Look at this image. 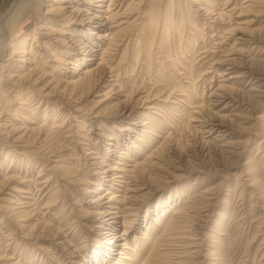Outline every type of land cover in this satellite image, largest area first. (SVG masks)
Segmentation results:
<instances>
[{
	"label": "rangeland",
	"instance_id": "1",
	"mask_svg": "<svg viewBox=\"0 0 264 264\" xmlns=\"http://www.w3.org/2000/svg\"><path fill=\"white\" fill-rule=\"evenodd\" d=\"M22 1L26 4L25 9L16 21L17 27L11 37L18 41L26 36L28 46L34 29L44 21L46 5L50 1L0 0V29L11 7ZM231 1L237 3L235 10H244L248 3V0ZM231 1L225 8L222 1L220 3L218 0H122L120 12L130 5L138 7L137 10H132V15H126L128 21L139 15L147 16V11L150 10L148 6L151 4H161L162 12L166 9L167 15L172 18L176 32L172 33L170 27L166 30L168 25L165 24L164 30L162 29L163 46L154 43L148 49L149 53L145 51V55L143 34L139 29L140 21H146L145 16L126 26L115 41L99 42L100 48L108 47L105 56L107 66L102 65V68L105 66L104 77L90 93L69 101L66 97L55 95L51 98L52 103H46V98L43 97L38 106L41 96L35 92L25 96L36 97L35 100L29 98L27 105L22 106L30 110L37 106L33 110L38 115L35 120L37 125L42 124L43 130L47 131V145L53 151L50 153L47 148L49 153L45 158H41V153L20 155L13 146L8 147L7 153L6 150L0 151V264H88V261H94V248L103 243L97 238L98 231L87 228L91 217L89 221L81 218L85 217L83 212L92 209L94 204L91 201L103 194L107 185H101L94 193H84L82 188L85 185H70L68 180L71 175L80 172L85 180L94 177L95 181L96 175L92 173L117 162L119 151L126 149L129 150L124 159L126 167L140 162L135 170L133 168V177L129 174L126 181L133 191L129 192L128 186V189H124V183L119 186L118 181L116 184L119 185H113L111 190L117 191V195L122 193L120 191H126L128 196L137 195L135 200L130 199L128 207L124 205L123 208V215L128 220L125 233L129 245L138 250V240L135 239L148 232L147 225L152 222L154 215L160 217L159 211V214L154 212L156 207L166 209L165 214L162 212L164 219L176 208L180 212L177 216L175 214L177 221L166 235L162 229L164 219L156 230L149 232V241L156 242L145 243L135 264H140L146 256H150L149 264H264V80L260 81L262 87L259 91L251 92L243 91H248L257 84L255 78L239 79L242 82L230 80L228 84L233 85L234 91L229 88L230 93L227 88L226 93L233 98L234 105L230 103L226 108H223V102L216 107L213 105L215 97L212 93L217 89L215 86L228 77L219 76L215 69L218 68V63L215 61L232 53L229 49L233 40H227L228 45L225 44L227 42L222 43L218 37L220 35L216 36V31H213V24L217 23L209 19L217 18L220 10L229 9L233 5ZM106 4L107 2L101 8H105ZM261 6L264 10V2ZM237 13L238 11L232 16L234 20L231 23L237 22ZM246 13L247 11L238 16L241 17L238 21L252 16ZM253 26L264 32V11L252 22L251 27ZM262 31L256 32L262 34ZM2 32L3 30L0 31V36ZM88 36L96 37L95 34H85L83 40L87 42ZM252 46L248 44L244 47L241 53L243 60L238 65L249 67L251 75L263 73L264 76V44L261 48ZM97 47L93 45L94 49ZM6 57L4 54L3 59ZM260 58L263 63H260L261 66L256 63L257 60L261 62ZM83 66L81 64L78 69H73L72 65H63L61 73L53 70L50 74L65 81L76 77ZM97 75L95 73V79L93 76L91 80L95 81ZM143 97L145 102H141ZM101 98H105L104 102L95 104ZM125 105L129 108L136 107V112H132L127 118L119 114ZM151 105L155 107L151 108L152 118L142 116L144 107ZM214 110L225 114L218 120L221 130L225 129V132L216 130L209 133L205 131L204 124H201ZM20 112V115H15L17 118L12 123L26 126L27 122L23 118L31 115L22 108ZM135 115L139 117L137 124H131L132 131L125 136L127 130L122 129L134 121ZM52 122L60 127H52ZM144 124L152 127L151 133L146 135L149 137L148 143L143 142V138L142 141L135 139L141 134ZM23 131L19 129L16 135ZM110 132L114 134L111 135ZM107 135L112 136V139H106ZM88 141L94 151L90 157H96L99 164H88L93 160L85 155L89 151L86 149L90 147L86 145ZM115 141L118 149L109 152L108 160L104 153L109 148L108 143L115 144ZM134 141L139 148L132 147ZM70 153V159L59 162L58 159H67ZM146 158L149 159L145 161ZM52 164H58V167L52 168L53 171ZM7 176H12L13 179L5 180ZM47 177H50L49 185L40 190L38 187L32 188V199H25L26 202L30 201L20 204L22 207L28 206L29 211L32 210L30 218L23 221V216L20 218L19 214L17 216L7 212L4 206L16 194L13 189L19 186L17 181L20 178L35 183ZM78 186L82 188L79 189ZM139 188L141 189L138 190ZM207 189L211 191L205 193ZM25 217L26 215L23 218ZM23 223L26 228L21 227ZM123 228L119 225L116 234L122 233ZM184 236L193 240L196 238L194 241L197 245L186 248ZM56 237L62 239V244L56 242L60 240ZM118 250L119 246L111 251L108 264H114L118 259V262L126 260L121 258L122 254H117Z\"/></svg>",
	"mask_w": 264,
	"mask_h": 264
},
{
	"label": "bare ground",
	"instance_id": "2",
	"mask_svg": "<svg viewBox=\"0 0 264 264\" xmlns=\"http://www.w3.org/2000/svg\"><path fill=\"white\" fill-rule=\"evenodd\" d=\"M28 1L29 2L30 1L39 2L40 0H28ZM49 1H50V3H48L46 5L47 9H46V12L44 14L45 15L44 19H43L44 21L41 22L42 24H40L39 27H36V29H34L33 37L31 39L32 41L29 43L28 46H27V37L26 36L21 37L18 41L17 40L14 41L11 37L13 32L16 30V27H17L16 21L19 19L21 13L25 9L26 4H24L23 1L20 3L16 2L11 7L7 17L4 18V20H3L4 24L0 29V31L3 30V32L1 33V36H0V60H1L0 61V151L6 150V153H7L8 147L13 146V147H16L15 150L20 155L26 156V155L31 154V153L34 155H38L39 153H41V155H40L41 158H45L44 156L48 152L47 151L48 139H47V135H46L47 131L43 130L42 124L37 125V122L35 119L37 118L38 115L33 110L36 109L38 104L41 101H43L42 99H44V98H46V103H49V102L52 103L53 99H51V98L55 95L60 96L61 98L66 97V99L69 101L71 98H79V97H82L86 93L87 94L90 93V91L104 77L105 66H104V68H102V65H104L106 62L105 56H106V52H107L108 47L106 46L103 49L100 48V45H101L100 41L107 40L110 43L115 41L117 36L119 35V33L123 29H125L126 26H128L130 23L135 22L139 19L141 20V18H145V16H146L145 14L139 15L138 18H134L131 21H128V18H126V15L131 14V12H133L132 10L133 9L137 10L138 7H135L134 5L133 6L130 5L131 8L126 7V8H124L125 10L120 12L121 9L119 8V6H120L122 0H49ZM218 1L219 2L222 1V5L226 6L225 8H227L230 5L229 3L231 0H218ZM105 2H107V4L104 5L105 8H101V7H103V4ZM247 2L248 3L244 6L245 7L244 10H242V9L235 10L236 9L235 6L237 3H236V1H234V2H232L233 5H231V7L229 9L220 10L217 13V16H218L217 18H215V19L210 18L209 19V20H212V22L217 23V24H213L214 25L213 31H216V34H215L216 36L220 35L218 37L222 43L227 42V40H233V42L231 44V48L229 49V52H232V53L230 55L228 54L229 56H224V58L222 57V58H219L217 61H215L216 64L218 63L217 64L218 68H215V69L219 73V76L220 77L221 76L222 77L228 76V77L223 78L222 82L217 87L215 86V89L217 88L216 92L212 93V95L215 97L214 102H213L214 107L220 105L219 104L220 102L224 103L225 107H223V108L229 107L230 103L232 105H234L235 102H234L233 98L227 94L228 92L226 93L227 88L228 89L230 88V89H232L231 91H234L233 85L228 84L229 82H231L230 80L238 81L239 79L244 80L247 77H250L251 79L255 78V81L257 82V84L254 85L251 89H248V91L246 90L243 92H251L254 90L259 91V89L262 87V83L260 81L264 80L263 73L251 75L249 67L238 65L243 60V54H241V53L243 52V49L245 46H248V44H249V45H253L254 48H258V47L261 48L262 44H264V32L262 31V29L261 28L259 29V28L254 27V26L251 27L252 22L256 21V18L258 16H261V14L264 11L261 8L262 7L261 4H263L264 0H248ZM205 3H208V2L205 1ZM205 3H202V4H205ZM156 4H154V5L151 4L150 6H148L150 8V10L147 11L146 21L145 22L140 21L141 25L139 26V29L141 30V32L143 34L142 37H143V40L145 43V49H144L145 55H146L145 51L147 53H149V50H150L149 48H151L154 43L155 44L159 43L161 46H163V43H164L163 42V38H164L163 35L164 34H162V29L164 30L165 24L168 25L166 30H168V28L170 27V29H171L170 31L172 33L176 32L175 31L176 27L174 25V22L172 21V18L167 15V10L165 9L164 12H162L161 4H157V5ZM213 6H214V4H213ZM258 7H260V8H258ZM202 8L204 10V6ZM222 9H224V7H222ZM128 10H130V11H128ZM236 11H238V13L235 15V17L237 18V22L231 23L232 20H234L232 16H234ZM245 11H247L246 14H251L252 18L251 17L249 18V16H248L245 20L238 21V19H241V17H238V16H241L243 13H245ZM154 16H156V19H154ZM254 17H255V19H254ZM226 18H227V21H225ZM205 19H207V18H205ZM204 25H206V24H204ZM256 31H259V32L262 31L263 33L259 34ZM85 34H88V35L95 34L96 37L91 38V36H88L89 40L87 39V42H86L82 38L83 36H85ZM178 41H180V40H178ZM88 43H90L89 46L87 45ZM225 44L228 45V42ZM93 45L94 46L96 45L98 47L96 49H94ZM86 46H88V47H86ZM7 50H8V52H7ZM4 54H6L7 57L3 59ZM147 57H148V55H147ZM260 60H261V58H260ZM256 63L258 65H260V63H262V60H261V62H259L257 60ZM81 64H83L84 66L80 69V72H78V75L76 77L69 78L65 81L57 79V78H55V75L50 74V71H53V70H57L59 73H61L62 72L61 69L63 68V65H65V67H67L68 65H72V66H74V68L72 67L73 69H78L77 67H79V65H81ZM262 65H263V63H262ZM99 67H101V68H99ZM237 67L239 69H236ZM100 69H102V70H100ZM4 71H6V72H4ZM95 73L96 74L98 73V75H97L98 77L95 81H93V79L91 80V78L94 76V79H95V77H96ZM257 75H261V76L257 77ZM239 81H241V80H239ZM39 85H41V86H39ZM59 88H61V89H59ZM230 89H229V91H230ZM231 91H230V93H232ZM31 92L37 93L39 96H41V98L38 100L37 106H33L32 109L30 110V108H28V107H26V109H25V107L22 105H27V100H30L31 98H33L34 100L36 99L35 96L30 97L28 95L27 97H25L27 94H29ZM144 98L145 97L142 98L141 102H145ZM104 100H105V98L104 99L101 98L98 101H96L95 104H102L104 102ZM154 106H155V104H154ZM156 106H158V105H156ZM198 107L199 106L197 105V108ZM21 108L23 110L27 111V113L28 112L30 113L31 117L28 115L29 118H27V117L23 118L27 122L26 124L30 125V126H27V125L26 126H21V125L16 126L14 123H12V120H15L17 118L15 115H18V114L20 115ZM75 108H76V106H75ZM135 108L136 107H134V108L130 107L129 108L125 105L120 109L119 114L122 116H126L124 118H127V116L129 117V115H132V112H136ZM137 108H139V107H137ZM144 108H145L144 112L142 113L144 115H142V116H144V117L146 116V118H149V119L152 118V115L150 113V112H152L151 108L155 109V107H153V105H151L149 107H144ZM221 109H222V107H221ZM88 114H90V113H88ZM209 115L210 114H208V116ZM224 115L221 114L219 111L214 110V112L211 113V115L208 117V119L202 120L201 124H204V127L206 128L205 131L209 132V133L211 131L215 132L216 130H218V132L219 131L225 132V129L221 130V123H219V121H218L219 119L224 117ZM45 116H46V114H45ZM135 117H136V115H135ZM138 118L139 117L134 118V121H132L131 123L129 122L127 124V126L124 127V129H122L125 131L127 130L125 136L128 135L129 131H132V128L130 127V125L132 124L135 126L137 124ZM63 120L65 121V117L63 118ZM193 120H195V119H193ZM206 121H207V123H206ZM63 122H61L60 124H63ZM150 122H151V120H150ZM55 123L56 122H52V124H53L52 127L59 126L57 123L56 124ZM34 124H36V125H34ZM152 124H153V122H152ZM18 128L20 130H24L23 133L20 135H16L17 132H19ZM151 128L152 127L150 125L143 126L142 130H140L141 134L138 135V137H136L135 139L137 141H142V138H143V142L148 143L149 137L146 135H147V133L148 134L151 133ZM200 130H202V129H200ZM49 131L50 130H48V133H49ZM49 134L51 135V132ZM110 134L113 135L114 133L110 132ZM50 135H48V136H50ZM108 135L106 136L107 137L106 139H112V136H108ZM221 135H223V133H221ZM121 136L123 138V134H121ZM50 138H52V136H50ZM52 139H50V140H52ZM90 141H91V139H90ZM147 143H146V145H147ZM90 144H91L90 142L86 144L90 147L86 149L89 151L87 153H85V155L89 156V157L92 153H94V151L91 150V149H93V147ZM108 144H109V146H108L109 148L107 149L108 153L107 152L104 153V156L109 160V158H110L109 152L117 151L116 149H118L117 148L118 143L115 141V144H113L111 142ZM131 145H132V147L139 148V146L135 143V141ZM223 145H224V143H223ZM226 145H228V144H226ZM31 146H32V149H30ZM127 148H129V147L127 146ZM48 149H49L50 153L53 151L52 147H50ZM62 150H63V148H62ZM221 150H223V149H221ZM121 151L122 152L119 151L120 154H119L117 162L114 161L116 163H114V162H113V164L110 163L105 168L96 169V171L92 173V175H96L95 181L93 180L94 177H92L89 180H85V176L81 177L80 172L79 173L77 172L76 175H71L72 177L68 180V184H70V185H75V184H79V183L85 185L83 188L78 186L79 189L82 188L84 190V193H94L99 188H101V185H103V184L107 185V188L105 189L104 193L97 195V197H95L91 201V203L94 204L92 209L83 212L85 217L81 218V219H86L89 221L90 217H91L92 220L89 221L90 225H88L87 228H92V229H95V231H98V233L96 234L97 238L99 240H102L101 242L103 243V245L99 244L98 246H95L94 252H93L95 254L94 261L90 260V261H88V264H108L109 263V256L111 255V251L115 250V247H117V246H119V250H118L117 254H122L121 258L122 259L124 258L126 260L118 262V260H120V259H118L115 261L114 264H135L138 255L140 256V254L142 253V250L145 248V246H144L145 243L147 244L148 242L149 243L150 242H152V243L156 242V240L149 241L150 240L149 232L156 230V228L159 226V223L162 222L163 219L165 218V217L163 218L162 212H164V214H165L166 209L164 207L161 208L160 206L156 207V209H154V212L157 211V214H159L158 213V211H159L160 217H158L159 215H157V216L154 215L153 218L151 219L152 222H150L147 225V227L149 229L148 232L142 233L141 238L135 239L136 241L138 240L137 241V244H139L138 250H134L133 247H131L129 245L128 236H127V233H125L128 220L126 221V218L124 217L125 214L123 215V212L125 211L123 208H125L124 205L127 206L130 199L135 200L137 195L128 196V195H126V191L125 192L120 191L122 193L117 195V191H114L111 189L113 188V185L118 186L120 184L119 186H122L121 184L124 183V185H125L124 189H128V187H129V189H128L129 192L133 191L130 188L131 186H128V182H126V181L129 177L128 176L129 174L131 175V178L133 177V172H134L133 168L135 170V168L138 165H140V162H138V163L136 162L135 165L134 164L128 165L129 167H126L127 165H126V162L124 161V159H126V157L128 156L127 152L129 150L126 149V150H121ZM54 155H56V154H54ZM70 158H71V153L68 154L67 159H58V160L60 162L63 160L64 161L68 160ZM90 159H93V160H91V162L88 164H90V165L99 164V162H96V157L91 156ZM148 159L149 158H146L144 160L146 161ZM4 160H6V159H4ZM58 160H56V162H58ZM87 161L89 162V160H87ZM0 167H1V165H0ZM54 167L55 168L58 167V164H54L51 167V170ZM47 169H49V168H47ZM37 176H40V174H38ZM109 176H111V177L109 178ZM239 178H240V176H239ZM12 179H13L12 176H9V177L7 176L5 178V180H9V181H11ZM49 179H50V177H47V178H43L39 182L32 183V181H30L28 179L20 178L17 181V184L19 186H15V188L13 189V190H15L14 192H16V194L13 195V198L11 200L6 201V203H8V204H5L6 206H4V208H6L8 210L7 212H9L10 214H14L17 216L20 215L19 216L20 218H21V216L24 217L26 215V217H25L26 219L23 217H22V219H23V221L27 220L28 218H30L29 214L32 213V210L29 211L28 206L25 207L23 205V207H22L20 204L27 203L28 201H30L32 199V195H34V194H32V192H33L32 188H35V189L39 188L38 190H40V189H44V187L49 185V183H50ZM37 180H39V179H37ZM116 181H118L119 184H116ZM27 182H31V183L28 184ZM56 189H58V187ZM140 189L141 188H139L138 190H140ZM209 190L210 189H207L204 192L209 193ZM22 194L23 195L25 194V196L26 195H29V196L23 197ZM30 195H31V198H30ZM21 199H23V200H21ZM25 199H30V200H28L26 202ZM14 202H16V203H14ZM116 203H117V206L115 207L114 204H116ZM118 204L120 206H118ZM16 205H19V206H16ZM43 208H45V207H43ZM158 208H159V210H158ZM34 210H35V208L33 209V211ZM84 210H86V209H84ZM171 211H172V209H171ZM178 211L179 210L177 208L174 209L172 211V214L168 215V217L166 219H164V223L162 226L163 232H165L164 235H166V232L171 230L172 227L175 225V221H177V220H175V214L177 216L178 213H180ZM79 218H80V216H79ZM18 220H19V218H18ZM78 224H81V222ZM119 225H121L124 228H123L122 233L116 234L117 233L116 231H117ZM21 227L26 228L25 224L21 225ZM199 227H200V225H198V227H197L198 230H199ZM99 230H101V231H99ZM34 231H36V230H34ZM163 232L161 233L162 235H163ZM37 233L39 234V231ZM167 236L169 237L170 235H167ZM159 238H160V235H159L158 239ZM164 238H166V237L164 236ZM172 238H174V237H172ZM181 238H183V237H181ZM184 238L185 239H183V242H184L186 248H189L190 247L189 245H192V247L197 245L194 241L196 238H194V240H193V238H190L188 236H184ZM56 239H60L59 241H56V242L62 244L61 238L56 237ZM98 239H97V241H98ZM119 241H122V242H119ZM136 241H135V245H137ZM173 242H175V241H173ZM179 242H181V240H179ZM52 245H54V243ZM69 246H71V245L69 244ZM49 247H51V246H49ZM181 247H183V245ZM57 249L59 250V248H57ZM180 251H182V250H180ZM73 252H71V253H73ZM96 257H98V259H96ZM105 258H108V259H105ZM149 259H150V256H148V257L146 256L140 264H149L148 263Z\"/></svg>",
	"mask_w": 264,
	"mask_h": 264
}]
</instances>
